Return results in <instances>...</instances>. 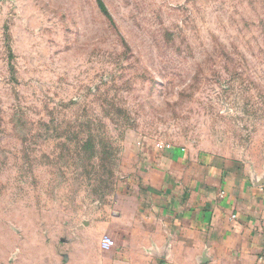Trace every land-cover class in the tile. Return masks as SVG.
<instances>
[{
  "label": "rangeland",
  "instance_id": "obj_1",
  "mask_svg": "<svg viewBox=\"0 0 264 264\" xmlns=\"http://www.w3.org/2000/svg\"><path fill=\"white\" fill-rule=\"evenodd\" d=\"M157 142L264 177V0H0V264L66 251Z\"/></svg>",
  "mask_w": 264,
  "mask_h": 264
},
{
  "label": "crops",
  "instance_id": "obj_2",
  "mask_svg": "<svg viewBox=\"0 0 264 264\" xmlns=\"http://www.w3.org/2000/svg\"><path fill=\"white\" fill-rule=\"evenodd\" d=\"M144 154L127 197L75 227L49 264H264L260 173L174 144L157 142ZM104 235L115 240L109 250ZM14 264L47 263L41 249H20Z\"/></svg>",
  "mask_w": 264,
  "mask_h": 264
},
{
  "label": "built area",
  "instance_id": "obj_3",
  "mask_svg": "<svg viewBox=\"0 0 264 264\" xmlns=\"http://www.w3.org/2000/svg\"><path fill=\"white\" fill-rule=\"evenodd\" d=\"M101 246L103 249L109 250L115 246V240L109 235H104L101 239Z\"/></svg>",
  "mask_w": 264,
  "mask_h": 264
}]
</instances>
